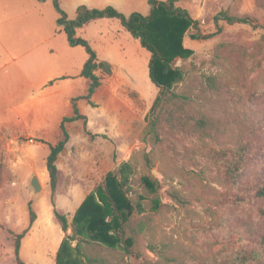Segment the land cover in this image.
<instances>
[{"label": "rangeland", "instance_id": "374dc122", "mask_svg": "<svg viewBox=\"0 0 264 264\" xmlns=\"http://www.w3.org/2000/svg\"><path fill=\"white\" fill-rule=\"evenodd\" d=\"M178 4L200 21L205 32L216 30L214 16L222 10L251 16L264 24V0H180ZM56 17L52 0H0V50L5 48L9 53L0 64L5 81L17 75L13 56L20 59L25 71L37 73L38 54L43 49L48 52L57 41L52 34ZM39 18L47 27L52 25L46 34L39 29ZM220 26L222 32L209 39H192V28L184 33L183 45L193 54L174 62L183 69L174 89L190 96L193 111L205 110L216 120L223 131L219 140L224 146L249 142L250 161L241 177L246 185L255 177L264 179V28L226 21H220ZM80 33L101 60L112 64L113 72L106 75L98 71L102 84L93 98L95 106L85 99L77 102L80 112L88 116L87 125L83 119L65 123L70 140L57 161L55 192L46 159L49 144L62 137L63 118L74 115L72 100H63L54 108L45 101L25 104L19 107L25 124L16 116L14 125H0V264H19L16 234L28 228L31 209L37 218L20 249L26 264H101L100 259L89 262L86 255L104 257L108 264H140L144 257L158 258L148 247L150 242L158 248L166 245L169 254L191 264H201L206 257L214 261L212 257L219 251L247 246L249 238L264 231V215L260 213L264 200L220 206L224 222L211 228L214 222L205 209L208 204L197 197L202 187L196 172L207 165L203 168L213 175L216 165L207 162L197 136L175 133L162 124V142L144 141L143 132L160 91L149 76L150 52L117 18L98 19ZM62 36L66 41V34ZM208 76H216L217 84L212 85ZM72 77L73 95L86 93L88 80ZM211 145L220 148L217 143ZM116 169L139 230L136 235L128 229L127 235L137 237L134 245L141 250V257H126L124 248L111 249L96 241L82 243L78 252V240L67 238L75 233V227L82 228L76 220L80 206L88 196L96 195L105 175ZM34 174L43 186L36 198L30 191ZM175 190L192 201L179 202L172 195ZM52 200L68 217L67 231L54 214ZM145 216L151 218L149 225L140 224Z\"/></svg>", "mask_w": 264, "mask_h": 264}, {"label": "trees", "instance_id": "16d2710c", "mask_svg": "<svg viewBox=\"0 0 264 264\" xmlns=\"http://www.w3.org/2000/svg\"><path fill=\"white\" fill-rule=\"evenodd\" d=\"M179 1L149 0V13L134 11L129 15L111 5L105 8H90L80 5L76 17L70 18L62 7L61 0H52L58 13L57 25L67 34L69 44L83 46L89 55L82 69V76L88 79V90L85 94L72 99L74 115L63 118L62 137L56 144H49L50 153L46 159V167L52 191L55 192L58 186L59 171L57 161L70 140V133L67 131L65 123L83 119L85 126L87 125L88 116L80 112L77 102L80 99H85L89 104L95 106L93 97L102 84V76L98 74V71L106 75H111L113 72L112 64L109 61L101 60L91 42L78 35V30L97 19L117 18L122 26L150 52L149 76L151 81L160 88L158 103L143 132L144 141L151 144L162 142V124H166L175 133L196 135L200 150L205 153L207 162L216 165V172L213 175L206 173L203 167H208L207 165L201 166L200 171L196 172L202 187V194L197 197L198 199L203 198V201L207 202L208 206L205 209L213 218L214 225L211 228H214L224 222L218 212L220 206L264 200V179L255 177L248 184L242 185L241 177L250 161L249 142L240 140L230 142L232 146H224L219 140L223 131L218 128L216 120L205 110L195 109L193 111L190 96L174 89L175 82L183 74V69L175 66L174 62L178 57L187 58L193 54L192 50L183 45L184 33L189 28L193 29L190 34L192 39H209L222 32L220 21H226L228 24H246L256 29L264 28V24L251 16L233 15L229 11L222 10L214 16L216 30L205 32L201 29L200 21L195 19L187 8L179 5ZM208 80L212 85L217 84L216 76H208ZM211 142L217 143L220 148L211 145ZM146 159L149 160L148 155H146ZM118 172L119 170L116 169L107 173L95 189L96 195L88 196L80 206L76 220L82 223V228L79 230L75 227V233L67 235L69 239L78 240L76 246L78 252L81 251L82 243L96 241L111 249L124 248L127 253L126 257L142 256L141 250L134 245L137 237L127 235L128 229H131L136 235L139 234V230L135 228L136 222L133 220L132 205L121 189L117 178ZM147 183L149 184V182ZM172 195L181 203L192 201L178 190L173 191ZM52 203L56 218L60 221L62 229L67 231L70 227L67 215L56 208L54 200ZM260 213L264 215V207L261 208ZM36 218V212L31 209L28 228L16 234L15 254L19 264H26L20 257L21 242ZM144 219L140 224L149 225L150 216H145ZM248 240L247 246H241L240 249L232 252L219 251L213 255L214 261L206 257L201 264H264V231ZM148 247L157 254L158 258L153 260L144 257L140 264H191L169 254L166 245L158 248L156 244L150 242ZM86 258L91 263L95 259H100L101 264H108L104 257L94 258L86 255Z\"/></svg>", "mask_w": 264, "mask_h": 264}, {"label": "crops", "instance_id": "0c3cea01", "mask_svg": "<svg viewBox=\"0 0 264 264\" xmlns=\"http://www.w3.org/2000/svg\"><path fill=\"white\" fill-rule=\"evenodd\" d=\"M61 5L67 11L70 18L76 17L77 9L80 5H86L90 8H105L111 5L126 15L134 11H141L144 14L150 11L149 0H61ZM57 18L58 13L55 18L56 24L52 31L53 37L57 41L48 52H45L43 49L38 54L40 58L37 73L25 71L20 65V59L16 56L12 57V63L15 65L17 75L12 81L4 80L2 76L4 67H0V125L7 127L14 125L16 116L23 118V123L25 124L24 116L22 117L24 114H22L19 108L25 104L34 103L37 105L39 102H48L52 105L51 108H54L56 105L62 103L63 100L66 103L75 97L73 95L74 82H71L70 79L73 78L72 76L84 77L82 76V69L89 55L83 46H71L68 38L65 41L62 36V33H65V31L59 29ZM39 20V29L42 35L46 34L52 25L47 27L43 23L42 18H39ZM83 28L78 30V35L82 36L80 31ZM47 40L42 41L39 48H42V44ZM3 49L0 50V64L4 55L9 54L5 48ZM74 73L77 75H73ZM61 118L59 116L58 120Z\"/></svg>", "mask_w": 264, "mask_h": 264}, {"label": "water", "instance_id": "95a60500", "mask_svg": "<svg viewBox=\"0 0 264 264\" xmlns=\"http://www.w3.org/2000/svg\"><path fill=\"white\" fill-rule=\"evenodd\" d=\"M30 185H31V194L33 198H36L39 196V194L42 192L43 190V186L40 182L39 177L37 176V174H34L31 178L30 181Z\"/></svg>", "mask_w": 264, "mask_h": 264}]
</instances>
